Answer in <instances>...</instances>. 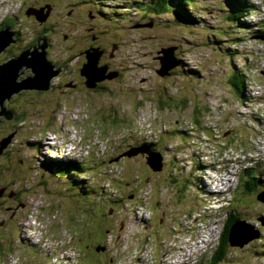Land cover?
I'll list each match as a JSON object with an SVG mask.
<instances>
[{"label": "rangeland", "instance_id": "rangeland-1", "mask_svg": "<svg viewBox=\"0 0 264 264\" xmlns=\"http://www.w3.org/2000/svg\"><path fill=\"white\" fill-rule=\"evenodd\" d=\"M31 1L0 0V25L19 14L15 30L27 34L21 46L42 38L36 34L40 22L27 15ZM141 1L147 4L151 0H41L38 5L37 9L50 12L48 36L56 48L48 49V58L58 63L69 62L75 54L68 48L72 47L70 22L75 21L77 11L97 7L99 21L94 25L98 31L108 35L107 40L122 43L114 62L122 75L103 81L106 84L98 92L85 87L73 102L52 99L51 95H41L40 99L28 95L37 101L34 103L19 99L16 110L26 120L22 119L16 143L26 138L31 143L22 154L14 151V160L27 163L13 165L16 169L30 166L24 183L31 194L26 214L0 230V264H106L98 255L101 251L86 255L77 241L91 230H102L95 219L90 224L91 213L106 205L98 196L107 201L110 194L121 192L120 184L133 181L132 190L147 179L158 182L150 188L151 202L160 205L154 209L153 222L137 226L134 215L124 222L118 211L110 231L104 233L103 229L104 244L112 257L108 264H158L175 248L190 247L191 239L206 246L198 258L200 264H209L219 250L225 226L235 216L249 224L245 231L249 242L244 247L228 248L222 264H264V225L260 221L264 203L257 200L264 190L245 194L242 187L245 167L264 179V39H256L249 26L243 29L229 21L234 4L230 0H192L197 22L195 27L187 23L188 28L173 21L175 17L158 2L156 7L166 14H144ZM240 1L248 2L246 23L264 30V0ZM67 13L74 14L73 19ZM144 22L153 26L135 27ZM173 47L181 65L171 75L162 76L158 73L164 55L161 50ZM81 68V61H77L68 78L78 79ZM233 69H240L248 79L244 100L228 84ZM139 130L144 134L139 135ZM143 138L164 150L168 165L164 174L153 175L147 158L140 154L114 160L143 145ZM73 140L74 147L78 144L88 151L80 158L76 150L75 161L86 171L54 169L53 174L51 160L61 159L57 154ZM62 158L69 160L71 156L63 154ZM206 166L220 167L227 185L217 183L229 188V193H216L209 186L212 179L221 177L212 176L208 182ZM173 172L174 178L180 179L178 186L167 182L166 177ZM71 174H81L77 180L87 179L86 196L81 195L82 187L71 181ZM134 205L139 208L137 202ZM146 206L140 209L142 213L149 212L150 203ZM133 211L130 209V214ZM165 218L169 226L159 227L158 222ZM199 225L201 229L193 227ZM174 253L173 261L183 254Z\"/></svg>", "mask_w": 264, "mask_h": 264}, {"label": "flooded vegetation", "instance_id": "flooded-vegetation-1", "mask_svg": "<svg viewBox=\"0 0 264 264\" xmlns=\"http://www.w3.org/2000/svg\"><path fill=\"white\" fill-rule=\"evenodd\" d=\"M41 0H32L31 5L32 9L40 8L38 5L40 4ZM63 3V2H62ZM61 3V4H62ZM83 6V5H82ZM80 7V6H78ZM81 10L77 11L75 14V21L70 22V40L72 41V47H69L68 49H74L75 54L72 57H69L70 61L73 64H76L77 61H81L82 68L84 64L87 62V55L86 53L93 50H99L101 52V58L99 60V67H106L107 68V75H116V77L121 78L122 75V69L119 64H114L119 52V49H122V43L119 41H109L105 38V36H108L103 33V31H98L97 25L95 27L94 22L98 20L99 18V10L96 8L85 6L80 7ZM74 9H72L73 11ZM75 11V10H74ZM75 13V12H74ZM53 13H51L52 16ZM68 16H70L72 19L74 17V14L67 13ZM34 16V15H33ZM50 16V17H51ZM19 14L15 16L9 17V23L8 22H2L0 25V30H3L5 28H11V30L15 33V38L17 39V42L15 44L10 45L7 47L1 54H0V64H3L5 61L19 56L24 50L34 48L37 46L38 41L41 37L35 38L33 42L27 46H21V43L26 39L27 34L22 31V34L18 30H15V26L17 25L19 21ZM29 18H32L37 21V19L34 17L29 16ZM70 18V19H71ZM7 19V20H8ZM50 19V18H49ZM48 19V21H49ZM5 20V21H7ZM40 22L38 23L39 28L38 32L36 34H39L40 36L49 35L51 32V26L49 25V22ZM99 21V20H98ZM145 28L147 26L151 27L152 24H145ZM138 29V28H137ZM65 38H68L66 36ZM49 41V36H48ZM56 47H53L50 44L49 41V47L47 49H54ZM16 50V52H15ZM50 50H47V53ZM49 54V53H48ZM49 59V58H48ZM50 60V59H49ZM53 64H55L56 71H59V75L52 81L51 88L49 90H37V89H29L27 91H30L31 93H23L24 90L19 92L18 94L13 95L10 99L6 100L4 103L5 109L0 107V230L6 228V226L14 220L17 216H21L26 214V211L29 210V198L31 194V189L28 188L25 185V178L28 174H30L29 170L30 166L28 168H20L17 167V169L14 167L13 162H19L20 164L25 165L27 162L24 159L20 160H14L15 153L22 154L25 151V146L29 145V140L27 138L25 139L22 137L21 140L16 143V141L20 138V133L22 131L23 126H21L22 123H24L23 120H26V118L20 117V115L17 113L16 106L19 102L20 98H23L25 102H37L33 97L35 98H41V95L43 98L48 97L49 95L52 96V99H60L64 100L66 102H73V100L77 101V93L82 92L85 90V87L88 89L87 85V78L84 77L81 73V70L79 72V78L76 79L75 76L71 77L70 79L68 76H71V74L74 72L72 69V66L69 64L68 61H64L63 63H58L56 61H52ZM81 68V69H82ZM79 70V68H76ZM31 70H24V74L22 77H20L19 80H23L24 78L30 77ZM118 78V79H119ZM57 80V81H56ZM105 81V80H104ZM103 82V81H102ZM100 82L96 88L92 89L96 92L103 89V85L106 83ZM91 89V88H89ZM33 96L31 98H28L27 96ZM3 110H7L9 112H12L14 115V118L12 120H9L7 118V115L4 113ZM3 112V113H2ZM36 115V114H35ZM23 119V120H22ZM144 145L146 146L145 149H147V152H160L162 153L164 159L165 154L164 150H159L156 148V146L149 144L144 138ZM31 143V142H30ZM40 143V142H38ZM4 144V145H3ZM16 144H18L17 147ZM20 144V145H19ZM143 146V145H141ZM142 158H147L146 154H140ZM164 169L162 170L161 174L165 173V169L167 170V162L164 160ZM169 171V168H168ZM166 172V174L168 173ZM29 172V173H28ZM153 175H156L153 173ZM176 182H174L175 184ZM178 185V184H177ZM132 183L128 182L125 185L119 186L121 192H118V195L123 198L125 194L122 192H125L127 189H130L126 193V197L133 196V199L136 197L135 190H131ZM176 186V185H175ZM125 197V198H126ZM115 202H107L104 206H99L96 211L91 213V223L92 220L95 219L97 222L96 224L102 225V230H99L100 233L93 232L92 230L87 233L84 237L79 238L78 244L82 243L84 250L86 252V255L90 254L93 255V251H101L98 253V255L102 256L104 259L103 262L108 264V259L112 261V257L110 255V249L109 247L104 244V235H103V229L104 233L109 232L110 228L115 224L116 219L118 218L117 212L120 210L121 201L117 198L115 199ZM153 203L157 206H155L156 210L159 208V204L153 200ZM177 207V206H176ZM107 208V210L105 209ZM12 209V210H11ZM154 214V213H153ZM156 217V216H155ZM159 227H168L169 222L165 219H161L160 222H158ZM85 240H84V239ZM84 241V242H83ZM87 241V243H86Z\"/></svg>", "mask_w": 264, "mask_h": 264}, {"label": "water", "instance_id": "water-1", "mask_svg": "<svg viewBox=\"0 0 264 264\" xmlns=\"http://www.w3.org/2000/svg\"><path fill=\"white\" fill-rule=\"evenodd\" d=\"M50 6H48L49 9ZM46 8L30 9L27 12L28 16L34 15L38 21L46 22L50 12L45 13ZM153 26V24H152ZM151 26V27H152ZM136 28L144 27V25H137ZM256 39H264V37H255ZM17 39L15 33L10 28L0 30V54L10 45L15 44ZM49 47L48 36L45 35L39 39L37 46L34 48L24 50L19 56L11 58L0 64V107L5 109L4 103L13 95L18 94L22 90H49L52 81L59 75L56 71L55 64L48 59L47 48ZM176 47L163 48L161 52L164 54L160 57L162 69L158 73L162 76L171 75V71L180 65V61L175 57ZM87 62L81 69V73L87 78V85L89 88L94 89L97 85L109 78H115L116 75H107L106 67H99V60L101 52L93 50L86 53ZM31 70V76L19 80L24 74V70ZM264 75V71L262 72ZM9 120L14 118L12 112L3 110ZM3 113V112H2ZM4 145V144H3ZM146 146L139 148H131L121 157L133 158L139 154L147 153V163L154 173H160L164 169V157L160 152H147ZM113 161V160H111ZM110 161V162H111ZM133 199V196H130ZM257 200L264 203V191L261 196H257ZM264 219V218H263ZM261 223L264 225V220ZM249 230V224L244 220L236 221L232 224L229 234V242L231 247H244L249 242L250 235L245 232ZM248 237V238H247ZM247 238V239H246ZM246 239V240H245ZM245 240V241H244ZM244 241V242H242Z\"/></svg>", "mask_w": 264, "mask_h": 264}, {"label": "trees", "instance_id": "trees-1", "mask_svg": "<svg viewBox=\"0 0 264 264\" xmlns=\"http://www.w3.org/2000/svg\"><path fill=\"white\" fill-rule=\"evenodd\" d=\"M191 1L192 0H151L150 2H147V4L143 3V1H141V9H143L146 12H154V14L156 13L159 16H161V14H166V12H164V10L163 11L158 10V8L155 5L158 2L159 4H161L162 7H166V9H167V11L171 17H175V19H173V18H171V19L173 21H175L177 24H180L183 27L188 28V26H186L187 23H191V26L195 27L196 22H197V20L195 19L196 8H194L192 6ZM230 2H234V4H233V8L231 9L232 13H229V15H228L229 21H231V23H233V24L235 23L234 25H236L240 28H243V29L247 28L249 26V30L253 31L252 34H255L254 36L264 37V30L263 29H260V28H258V26H254V25L252 27H250L251 24H248L245 21L246 18L244 16L246 15L247 12L250 11L248 9L249 8V6L247 4L248 2L247 1H246L247 3L241 2L240 0L239 1L230 0ZM103 13H105V12H103ZM6 22L9 23V19ZM256 28H258V29H256ZM239 40H240L239 38L236 39V41H239ZM228 52H231V51L229 50ZM180 65H181V60H180ZM247 83H248V79L246 78L243 71H241L240 69H238V70L233 69L231 75L228 78V84H229L230 88L232 90H234L236 96L238 98H241L242 100L246 99V97H247V90H246ZM37 144H39V143H36V145ZM49 167L51 168L52 173L54 172V169H64L65 170L67 168H69L71 170V172L74 170L82 171V174L86 171V170H83V164L82 163L75 161V160H67V159H52ZM253 170L254 169H250L249 167H245L244 171L242 172L244 174L243 180H242V187L244 188L245 194H247V193L250 194L252 192H255V190L259 189V188L264 189V179H262L259 176V174H255ZM53 174H56V173L54 172ZM174 176H175V174L173 172L172 176L166 177L168 184L172 185V184H174V182H176L178 185H180L181 184L179 182L180 179H176V178H174ZM80 177H81V174L79 176L71 174L69 178L71 179L72 182H74L78 186L82 187V190H80L81 195H82V193H83V195H85V194H87V192H85V187H86L85 180H87V179L77 180ZM147 180H149V181H144V183H141V184L138 183L136 185V187L133 189V191L134 190L136 191V189L138 187H140V189H143L146 187V185L149 186L150 188H151V184H154V185L157 184L158 185L157 181H153L151 179H147ZM120 181H121V177L119 178V182ZM115 182L116 181H113V184ZM131 183H133V181H131ZM177 184H176V186H178ZM121 185H125V184H121ZM125 197H123V198H125ZM126 198H128V200H133V199H130V196L126 197ZM115 199L116 198L108 197V200L106 201L105 197H99L98 196V200L100 201L101 204L107 203L109 201L115 202L116 201ZM142 199L145 200V202H148L149 200L152 199V197H150V199L142 197ZM138 202L140 203V201H138ZM141 202H143V201H141ZM151 206H152V211L154 213V209H155L156 205L153 203V201L151 202ZM120 217L124 220V222H126L125 219H127V218L125 216L122 217L120 215ZM238 220H239L238 216H235L225 226L224 231L222 232L221 237H220L219 250L211 258L209 264H222L225 261L228 248H232L230 246V242L228 240L229 234H230V229H231L232 224ZM76 259L81 260L82 257H76Z\"/></svg>", "mask_w": 264, "mask_h": 264}, {"label": "built area", "instance_id": "built-area-1", "mask_svg": "<svg viewBox=\"0 0 264 264\" xmlns=\"http://www.w3.org/2000/svg\"><path fill=\"white\" fill-rule=\"evenodd\" d=\"M139 131H140L139 135L144 134L142 132V130H139ZM74 149H76V150H78V152H80V158H83L85 156V154H88V151L86 150V148H83V147L79 148L78 144H77V147ZM135 187L136 186H134V188ZM144 189H146V191ZM135 193H136V197L133 200H128V198H121L118 194L116 195V193L111 194V198H116V199L118 198L121 201L120 210H119L120 215L122 217L125 216L129 220H130V208L133 207V205L138 201H145L142 199V197H145L147 199H150V197H151L150 187L147 185L143 189H140V187H138L136 189ZM148 202L150 203V210L146 214H149L150 225H151V223L153 222V211L151 208V200H149ZM193 227L201 228L200 225L199 226H193ZM193 227H191L190 229L192 230ZM176 233H177V231H175L174 234H176ZM202 240L204 241V236L202 237ZM191 242H193V244H191L190 247H188L187 249L175 248L174 250H172V252L170 254L165 255L164 258L160 262H158V264H181L182 262L186 261L188 259V255L194 253L195 249L200 246V245H198L199 239H197V240L191 239ZM175 251H177V253L179 251H181V252H183V254L173 261V259L176 256V253H174Z\"/></svg>", "mask_w": 264, "mask_h": 264}, {"label": "bare ground", "instance_id": "bare-ground-1", "mask_svg": "<svg viewBox=\"0 0 264 264\" xmlns=\"http://www.w3.org/2000/svg\"><path fill=\"white\" fill-rule=\"evenodd\" d=\"M144 14H146V11L144 12ZM11 29V28H10ZM263 92V91H262ZM263 98V97H262ZM261 98V99H262ZM262 101V100H261ZM63 144H65V143H63ZM74 145H76V143H75V141L73 140V142H69L68 143V145H66L65 144V148L62 150V152H59V154H57V156H59L61 159H64V158H62V155L63 154H65L66 156H71V158L73 159H77L78 157V155L76 154V149H74V148H76V147H74ZM260 155V154H259ZM238 159V158H237ZM225 160V159H224ZM228 161V160H227ZM232 161V160H231ZM225 162V161H224ZM228 163V162H227ZM245 167V166H244ZM222 168V167H221ZM225 170V169H224ZM241 172V171H240ZM224 173V172H223ZM239 185V184H238ZM226 188V187H225ZM108 197H111V194L108 196ZM146 203L147 202H145V201H143V202H141L140 201V203L139 202H137V204L139 205V208H137L135 205H133V207H131L130 209H132V210H134L133 211V213L132 214H130V215H134V216H136L137 218H136V222H135V224L137 225V226H146L147 224H148V222L150 221V219H149V214H146L147 212H144V213H142L141 211H140V209H146ZM138 211H140V212H138ZM142 219H143V221H142ZM145 229V228H144ZM143 229V230H144ZM201 229V228H200ZM202 237H203V235H202ZM191 242V241H190ZM189 242V243H190ZM203 247H204V245L202 246L201 244H200V246L198 247V248H196V249H198V250H196L194 253L195 254H190V255H188V259L186 260V261H184V262H182L181 264H197L198 263V257L200 256V254L202 253V249H203ZM6 264H7V262H6Z\"/></svg>", "mask_w": 264, "mask_h": 264}]
</instances>
